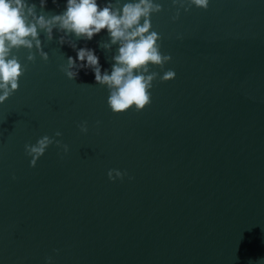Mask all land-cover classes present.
I'll return each instance as SVG.
<instances>
[{"label":"water","instance_id":"95a60500","mask_svg":"<svg viewBox=\"0 0 264 264\" xmlns=\"http://www.w3.org/2000/svg\"><path fill=\"white\" fill-rule=\"evenodd\" d=\"M156 2L176 76H158L141 111L113 113L91 71L68 79L62 32H40L47 61L12 49L26 71L0 104V264H264V0H210L175 21L172 0ZM68 39L111 70L105 30ZM56 131L68 152L53 143L31 167L24 145Z\"/></svg>","mask_w":264,"mask_h":264},{"label":"clouds","instance_id":"9594fccd","mask_svg":"<svg viewBox=\"0 0 264 264\" xmlns=\"http://www.w3.org/2000/svg\"><path fill=\"white\" fill-rule=\"evenodd\" d=\"M48 0H0V104H3L18 88L19 79L26 71L16 56L13 48L34 46L42 60H48V53L41 48L40 32L49 40L53 38L54 29L62 32L59 36L61 45L67 43L75 51V56L66 58L63 72L70 80H75L83 70L94 76L97 84L108 90L107 104L113 113H122L130 108L143 110L151 102L153 81L159 76L161 81L175 78L173 69L164 70V65L171 61L170 54L161 52V36L152 30L151 17L162 10V4L156 0H64V8L58 13L46 14ZM57 4V0H52ZM210 0H172L176 8L172 20L179 18L180 9L188 11L195 6L207 9ZM143 21V22H141ZM101 30H105L108 42L100 46L109 49L118 45L112 56L111 70L104 69L96 50L87 46L78 47L76 40L91 41ZM177 38H181L178 34ZM31 53L29 60H34ZM159 67L162 75L150 68ZM99 123V121H97ZM82 133L88 131L87 121L78 125ZM62 133L56 131L54 136L43 135L34 144L26 143L24 150L31 157L29 164L35 167L38 159L47 148L55 143L63 152H68V145L56 139ZM125 172L109 169V180L123 179ZM13 179L15 177L13 176ZM45 264H53L52 257H46Z\"/></svg>","mask_w":264,"mask_h":264}]
</instances>
